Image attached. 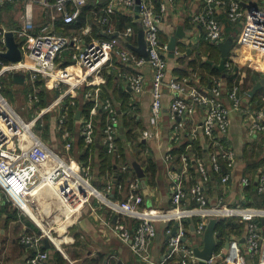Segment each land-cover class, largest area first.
<instances>
[{"label": "built area", "instance_id": "built-area-1", "mask_svg": "<svg viewBox=\"0 0 264 264\" xmlns=\"http://www.w3.org/2000/svg\"><path fill=\"white\" fill-rule=\"evenodd\" d=\"M15 1L0 0V7ZM179 1L161 0L155 6L152 0H109L97 12L100 14L97 16L98 24L103 27H109L111 17L115 15H123L132 21L136 17L148 55L146 60L125 46L135 35L131 27L121 33H114L109 27L107 32L111 38L90 42L86 38L91 34L89 25L70 35L55 32V21H59L61 26L75 23L89 0H23L25 18L20 28L8 30L0 21V55L8 50L7 33H12L21 53L19 62L0 61V204L5 199L20 215L27 216L25 206L32 211L37 207L34 198L31 199L33 189L38 186L41 190L44 185L56 189L65 198L76 191L83 196L81 209L84 206L91 208V195L86 191L88 186L93 189L92 196L100 203L99 209H106L104 225L122 243L129 244L134 259L139 263L199 264L188 243L190 232L186 231L184 222L197 221L192 226V232L202 239L208 220L217 218L231 219L244 228L239 235L231 237L225 248L213 253L205 264H264V158L253 176L245 173L237 177L236 153L229 147L230 115L243 111L249 115L246 134L251 142L264 132V111L242 109L243 97L248 94L235 83L228 86L225 79L213 78L209 89L204 87L202 90L196 86L189 87V76L167 78V45L160 39V30L169 11ZM202 3L190 20L203 31L205 41L216 43L223 39L224 27L218 20V14H223L229 24L241 26V43L264 52V8L240 0H202ZM34 6L52 8L53 22L36 28L32 12ZM137 6L138 12L135 10ZM174 56L179 57L176 50ZM114 61H117L118 67H115ZM146 66L152 73V129L140 131L139 140L150 142L160 139L157 126L163 109V92L167 88L173 96L167 109L171 118L179 120L177 127L185 128L186 121L200 111L199 132L208 141L210 149L206 155L204 153L208 149H203L202 155H198L190 152L193 144H188V151L179 156L180 171L174 170L171 164L173 154H166L164 158L170 176V209L167 210L143 207V181L131 171L130 165L121 162L117 140L123 131L118 110L112 101L100 97V87L105 84L104 72L115 68L118 70L117 77L125 81L133 97L139 98L144 91L145 74L142 70ZM226 67L230 68V63ZM13 74L23 75L28 81L25 98L26 108L31 114L27 121L21 119L1 93ZM49 91L54 92L52 100L45 107L38 108L40 95ZM78 101L89 109L87 115L81 113L76 120V136L66 129L65 122L70 107ZM54 111L57 112L54 129L63 143L62 151L53 150L41 138L43 118ZM100 113L104 117L102 130H98L97 123L100 122L95 118ZM182 135L177 129L174 140H181ZM77 139L86 147L99 141L106 153L120 162L117 168L121 174L133 172L134 175L119 183L114 182L117 179H112L103 191H98L89 182V164H81L78 157L72 155ZM190 170L196 173L197 179L186 186L185 174ZM76 176L87 185L76 184ZM215 179L218 193L212 198L208 190ZM236 181L241 193L238 190L236 199L229 201L225 188L232 189ZM251 187L261 201L260 206L253 204V193L247 191ZM115 192L123 194V197L118 200L110 198ZM126 219L133 221L134 226L125 224ZM29 222L35 231L28 230L18 238L21 246L35 249L26 264L49 263V251L42 250L44 240L63 254L45 231L30 219ZM158 222L177 224V228L174 235L171 228H166L167 251L158 263H154L148 254V245L157 235Z\"/></svg>", "mask_w": 264, "mask_h": 264}, {"label": "crops", "instance_id": "crops-1", "mask_svg": "<svg viewBox=\"0 0 264 264\" xmlns=\"http://www.w3.org/2000/svg\"><path fill=\"white\" fill-rule=\"evenodd\" d=\"M160 1L161 0H152L155 6H157ZM23 3V0H17L11 4L0 7V21L6 29L13 30L22 26L25 18ZM242 3L256 5L258 4V0H247V2L243 1ZM202 5V0H180L166 16L161 26L160 39L162 43L168 45L170 40L177 35V32H180L182 35L181 38H177L175 49L179 53V57L174 56V58H170L169 52H166L167 78L170 76L180 77L179 73L185 72V76L191 78L189 87L196 86L199 89L204 90L205 85L200 82V77L202 76H197V74L192 71L191 66V63L195 60L203 63L208 60L207 55L202 54V50L205 48V45H202L205 43L204 33L200 28L193 25L190 20V16ZM32 12L36 28H39L43 24L53 22L51 19L53 15L52 8L45 9L44 7L34 6ZM98 15L100 14L94 12L92 18H87L86 24L84 25H89L91 27V34L89 37H86L88 42L91 40L111 38V35L107 32L110 28L111 30H114V33L117 32L116 20H118L117 16L119 15H115L113 17L114 20H112L113 18L111 17L110 28L98 24ZM218 20L224 27V36L221 41L214 43V45H216L220 52V58L226 59L227 62L232 64V68H236V72L233 74L235 76L232 79L233 84H237L242 91H245L248 94V96L243 97L242 109L256 110L258 107L256 106V101L253 100V96L259 92L256 99L260 100L264 106V84H262L260 89H258L253 96L249 95V93L256 84L264 81V52L253 50L244 43H241L242 34L240 32V25H235L239 28V32L235 33L231 28L233 25H230L227 22L223 14H218ZM131 23L135 28V35L125 46L130 52L137 55L138 53L132 49L138 47L139 35L142 32L137 23L136 17ZM56 26L58 30L64 31L63 26L60 24L55 23V27ZM96 28L99 29L98 31L102 32L104 35L103 37H98L97 34H94ZM77 32L78 31H76V33ZM56 33L64 35L57 31ZM114 36H116V34H114ZM227 41L230 42V49L228 57H223L220 45ZM65 56L68 58V53H66ZM114 63L115 67H118L117 61H114ZM142 71H144L145 74L144 91L139 98L135 99L131 94V90L127 88L125 81L117 77L118 70L114 68L112 88L114 92L110 94V101H112L113 105H115L118 110L122 129L125 132V134L122 132V135H120L121 137L118 139L119 141H117V145L120 152L125 157L124 164L130 165L131 170H133L136 175L139 176L141 181H143L141 188L144 198L143 207H146L147 209L167 210L170 209L168 190L170 176L164 158L166 154L170 152L173 154L174 158L172 159L171 164L174 166V170L180 171L181 164L179 157L175 155L177 154V151L174 152L175 149L177 150L180 148L183 152H187V145L193 144V148H190V152L197 153L198 155H202L203 149L204 151L208 149L207 152L204 153L206 155L210 152V149L208 141H206L199 132L200 121L202 118V113L200 111L194 118L186 121L185 128L177 127L179 120L171 118L167 109L168 104L173 97L167 88H165L163 92V109L157 126L161 135L160 139L158 141L153 140L150 142L141 139L139 140L140 137L138 133H140V131H143L144 129H152V125L150 124L152 73L147 66L144 67ZM249 71L250 74H248ZM230 72V70H226L225 74L221 75V79H228ZM26 79L27 78L23 75L13 74L12 80L5 86L10 89L18 83L23 85L27 83V92L29 85ZM210 82L208 83L207 88L205 87L206 89H209ZM121 93L124 94V96H122ZM77 104L82 105L80 101H78L76 105ZM76 105L74 107H76ZM124 105L127 107L126 109H122ZM128 106H130V110L128 109ZM263 106L262 108L264 109ZM81 111V108L76 111V120L81 115ZM78 113L80 114L77 117ZM95 118L99 119V116H96ZM230 119L229 147H231L236 153V176L239 177L245 173L249 176H253L258 167V162H256L257 158L259 157V159H262V157H264V132H260L257 137L250 142L246 134L249 115L244 111L239 114L232 113ZM177 129L183 134L179 141L174 140V133ZM193 130L194 134H192ZM129 131L133 134L137 133V138L129 139L130 137H128L127 134ZM73 133L77 136L76 131ZM78 142L79 140L77 139V144ZM100 153L101 150L97 148L89 151L88 164L90 163V160L93 159L91 167L94 169V174L89 176V182L91 186L98 191H103L104 187L111 181L112 176L110 172L106 170L105 172L101 171V163L99 160ZM115 161L117 165L120 164L118 160H112V162ZM150 161L155 165L154 173L148 170V164ZM121 162L123 163V160H121ZM185 177L186 180H184V185L186 186L192 185L197 179V175L193 170L188 171L185 174ZM238 190L239 193H241L237 181L232 189L225 188L227 199L229 201L236 199ZM208 193L212 198L218 193L216 179L209 186ZM252 193L253 192H250V194ZM122 197L123 194L115 192L110 198L118 200ZM253 198L254 205L260 206L261 201L254 193ZM65 201V205L63 204L59 218L53 225L59 224L62 220V215L64 214V217L68 218L66 221V223H68V228L64 233L63 229L66 226V223H64L61 228H55L52 226L51 231L54 230L58 233L57 236H54L52 233L54 237L53 240L58 246H56L54 242L53 244L57 249H62L63 254L56 249L55 250L63 257L67 264H143L134 259L129 244L122 243L116 235L104 225V221L107 218V212L105 208L99 209L100 203L95 197L91 199V208L89 206H84L82 210L81 207L76 209L81 202V197H79V194L76 191L71 192L70 197L65 199ZM94 207L96 208L95 211L92 210ZM52 213L56 215L55 210H52ZM35 215L39 217L37 214ZM41 218L43 220L40 219V217L38 219L44 221V217L42 216ZM5 220L6 215L2 213L0 215V264H26L27 259L35 252V249L21 246L18 242V238L30 229V224L26 219H19L18 221H11L9 223H6ZM126 220L128 221L127 225L130 224L131 227L134 226L135 223H133V221L129 219ZM185 222L191 227V232L187 237L188 243L192 248L195 245L202 248V239L194 236L192 232V226L195 221L186 220ZM169 225L170 223L166 222H158L156 224L157 235L148 245V254L150 260L154 263H158L162 259L163 254L167 251L168 236L166 234V228ZM172 227H174V224H172ZM231 237H233V234L230 235L224 246L221 248L227 246ZM43 249H45L44 245ZM51 249L52 247L46 249L50 254L48 264H57Z\"/></svg>", "mask_w": 264, "mask_h": 264}, {"label": "trees", "instance_id": "trees-1", "mask_svg": "<svg viewBox=\"0 0 264 264\" xmlns=\"http://www.w3.org/2000/svg\"><path fill=\"white\" fill-rule=\"evenodd\" d=\"M240 1L247 2V0H240ZM108 2H109V0H92V1L90 0V3L88 4V6H86L85 8L82 9L81 14H80V18L75 23L63 26L64 31L58 30L57 26H56L55 32L57 31L58 33L67 34V35L76 33V31H79L80 29H82L83 26L86 24L87 18L88 19L92 18L93 13L99 12V10L101 8H103ZM256 6L264 8V0H258V4H256ZM117 18H118V20H116V27H117L116 31L118 33L123 32L128 27L133 28V30L135 29L133 24L131 23L132 22L131 19H129L128 17H125L123 15H119V16H117ZM112 20H114V18ZM55 23L59 24V21H55ZM231 28H232V30L235 31V33L239 32L238 26L233 25V26H231ZM72 29H73V31H72ZM98 30L99 29L96 28V30L94 31V34H97L98 37H103L104 35L102 34V32L98 31ZM103 40H105V39H103ZM204 42L205 43H203L202 45H205V48L202 50V54L207 55L208 60L204 63L201 61L199 62L198 60L193 61L191 63L192 64L191 65L192 71L195 72L197 74V76H199V77L202 76V77H200L201 78L200 82L203 85H205V87L207 88L208 83L213 78H217V79L220 78L221 79V75L225 74L226 70H230L232 73L230 72L229 78L228 79L226 78L225 80L227 81L228 86L231 87L233 85L232 79L235 76L233 74H234V72H236V68H232V64L230 62H227L226 59L220 58V52H219L218 48L216 47V45H214L213 42H208L205 40H204ZM198 58H199V56H198ZM0 61L6 62V60L3 59L2 57H0ZM229 63H230V68H227L226 64H229ZM179 74H180V77H183L186 75L185 72L184 73L181 72ZM248 74H250V71L248 72ZM103 75L105 78V84L100 87V91H101L100 97L102 100H110L111 99L110 94L114 92L112 89L113 88V79H114V68L109 69L108 71L104 72ZM257 95H259V92L253 96V100L256 101L255 103H256V106L258 107L257 110H263L264 111V109L262 108L263 104L260 102V100L256 99ZM122 96H124V94H122ZM46 97H49V93L47 94V93L43 92L40 95L41 103L39 105H37L38 108L39 107L40 108L45 107L47 105V103H49V101L47 102V100H45ZM79 108L82 109L81 113L83 115H87V111L89 109V107L87 105L85 107L84 106L81 107V105H79V104H77L76 107H70L69 112H68L67 121L65 122V127H66V129H68L72 133L77 129V122H76V116L75 115H76V111H78ZM126 108L127 107L125 105L122 107V109H126ZM128 109L130 110V106H128ZM47 116H45L43 118L45 121L47 119ZM99 122H100L99 124L97 123V128H98V130H102L104 117H103V114H101V113L99 114ZM126 126H127V124H126ZM49 127H50V124H49V122L46 121L44 128H43V134H42L43 138L46 140L48 139L49 133H50ZM122 131L125 134L123 129H122ZM127 134H128V137H130L129 139H131V138L136 139L138 136L137 133L133 134V133H131V131H129ZM117 141H119V140H117ZM77 145L79 147V148L77 147L78 148L77 149L78 161L85 166L88 165L89 151L91 149L94 150L95 148L100 149L101 153H100L99 160L101 163L100 164L101 165V171L105 172V170H106V171L110 172V174L112 176L111 180L117 179V181H114L115 183L122 182L127 177L134 175L133 172H132V174H129V173H127L126 175L121 174L117 168L118 165H117L116 161L112 162V160H114V159L110 155H108L106 153V151L100 146L99 141L94 143L92 146L86 147L83 145L81 140H79ZM137 145H138V143H137ZM119 151H120V149H119ZM175 151H177V154L174 153L177 157H179L180 154L183 153V150L180 148L177 150L175 149L174 152ZM121 158L123 160V163H125L124 162L125 157L122 155V153H121ZM263 158L264 157H262V159H259V157L257 158L256 162H258V165L263 161ZM154 168H155V165L153 164V162L150 161V163L148 164V170H150L151 172L154 173ZM253 190H254V188L251 187L247 191L253 192ZM2 213L6 215V220H5L6 223H9L11 221H16V220L18 221L19 219H22V220L25 219L22 215H20V213L16 209L12 208V206L9 203H7L5 201V199L0 204V215ZM67 219L68 218L64 217V214H63L62 220L59 224H56V228H61L63 226V224L66 223ZM193 221H195V220H193ZM127 222H128L127 220L124 221L125 224H127ZM196 222L197 221H195L193 224L195 225ZM29 224H30L29 230H34L35 227L31 223H29ZM184 225H185L186 231L191 232L190 225L187 224L186 222H184ZM168 227L172 229L173 228L172 223H170V225ZM67 228H68V223H66V226L63 229L64 233L66 232ZM243 228L244 227L242 224L236 223L231 219L219 220L218 223L216 224V227H215V235H216L217 242H216V247H215L214 253H217L221 249V247L224 246L226 240L230 237L231 234L239 235L242 232ZM42 250H46V249H43V247H42ZM51 250L53 252V256H54V259L56 260L57 264H67V262L63 259V257L58 252H56V250L53 247Z\"/></svg>", "mask_w": 264, "mask_h": 264}, {"label": "water", "instance_id": "water-1", "mask_svg": "<svg viewBox=\"0 0 264 264\" xmlns=\"http://www.w3.org/2000/svg\"><path fill=\"white\" fill-rule=\"evenodd\" d=\"M139 2H137L138 4ZM136 12H138L139 8L138 6L135 8ZM117 36V35H116ZM182 35L180 32H177V35L173 37L170 42L167 45V51L169 52V57L174 58V51L176 49V42L177 38H181ZM6 41H7V52L5 54H1L0 57L5 59L8 62L16 63L21 60V53L20 49L18 48L17 43L14 41L12 33L6 34ZM221 53L223 57H228L229 49H230V42L227 41L220 45ZM138 55L143 57L145 60L148 59V55L145 50V44L143 41L142 33L139 35V45L138 47L132 49ZM264 84V81L262 83L256 84V86L250 91L249 95L253 96L254 93L260 89V87ZM80 113H78L77 117ZM79 118V117H78ZM217 218H211L208 220L207 224L205 225V229L202 236V248H199L198 245L193 246V252L195 257L199 260V264H205L206 261H208L211 256L214 253L215 247H216V235H215V227L218 223ZM177 228V224H174V227L172 228V235L175 234ZM43 245L45 249H49L52 247V244L48 240L43 241Z\"/></svg>", "mask_w": 264, "mask_h": 264}, {"label": "rangeland", "instance_id": "rangeland-1", "mask_svg": "<svg viewBox=\"0 0 264 264\" xmlns=\"http://www.w3.org/2000/svg\"><path fill=\"white\" fill-rule=\"evenodd\" d=\"M64 35H66V34H64ZM8 88L4 85L1 93L4 95V97L10 103V105L13 107L15 112L17 114H19L21 119H23L24 121H27L30 118V114H31L26 108L27 106H26L25 94H26V90H27V83H25L24 85L18 83L16 86H12V88H10V89H8ZM48 93H49V97H46L45 100H47V102L48 101L50 102L52 100L51 98H52L54 92L53 91H49ZM56 118H57V112L54 111L52 113H49V115L47 116V119H46V121L49 122V124H50L49 137L46 140V139H44L42 137V134H41V138L53 150L62 151L63 150V143H62L61 140H59V136L55 132V129H54ZM46 121L43 120V125H45ZM77 147H78V145L76 143V145L74 147V150L72 152V155L76 156V157H77V154H78L77 153V149L79 148V147L78 148ZM92 161H93V159L89 163L90 170H91L90 174H94V169H92V167H91L92 166ZM45 194H46V199H47L48 202L57 201L58 200L57 196H55L50 190H47ZM92 198H93V196L91 195L90 196V200ZM57 202L60 203L61 206L63 204L65 205V203L63 201L59 200ZM21 215L27 220V222H29V219H28L27 216H25L23 213ZM29 223H31V222H29ZM52 226L56 228V225H52ZM69 233H70V230H69ZM53 235L57 236V232L53 231Z\"/></svg>", "mask_w": 264, "mask_h": 264}, {"label": "bare ground", "instance_id": "bare-ground-1", "mask_svg": "<svg viewBox=\"0 0 264 264\" xmlns=\"http://www.w3.org/2000/svg\"><path fill=\"white\" fill-rule=\"evenodd\" d=\"M142 36H143V34H142ZM74 182L80 186L87 185L85 181H83L82 179H80L77 176L74 178ZM33 190L34 191L32 192L31 199L34 198L35 204L37 207H36L35 211H32L29 206H25L24 207L25 214L40 229H42L43 231L46 232V234L50 237L52 243L54 242L55 245L58 246V244L53 240L54 237H53V235L50 234V230H51L52 225L55 224V222L58 220L59 215L61 213V209L63 208L62 207L63 205L61 206V204H57L58 203L57 201L60 200V201H63L65 203L66 202L65 199H67V198L62 197L56 189H54L50 186H44L43 185V188L41 190H39V188L37 186ZM47 190H50L55 196H57L58 200L48 202L46 199V194H45ZM86 191L89 195H92V193H93V189L91 187H88V186L86 187ZM70 194H71V192H70ZM69 197H70V195H69ZM79 197H81V202L79 203V205L76 209H79L80 207H82L83 196H81L79 194ZM54 202H57V203H54ZM52 210L56 211V215H54L52 213ZM33 213L37 214L40 217V219H42L41 217L43 216L44 221H42L43 219L39 220L38 219L39 217H37Z\"/></svg>", "mask_w": 264, "mask_h": 264}]
</instances>
